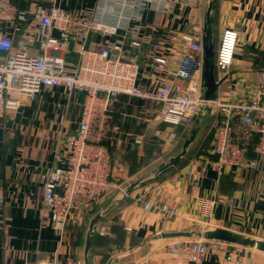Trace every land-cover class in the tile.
<instances>
[{"label": "crops", "instance_id": "obj_1", "mask_svg": "<svg viewBox=\"0 0 264 264\" xmlns=\"http://www.w3.org/2000/svg\"><path fill=\"white\" fill-rule=\"evenodd\" d=\"M12 1L25 10L37 1L79 12L98 0ZM168 1L165 11L146 9L140 29L132 28L135 31L124 43V56L140 65L139 85L151 91H157L163 79L187 84L172 73L186 48L181 34L203 30L209 2ZM212 15L214 59L224 28H235L240 35L233 67L217 94L223 88L237 94L243 83L263 81L264 0H216ZM109 38L117 41L119 36ZM132 39L140 40L141 47L130 48ZM101 40L100 34L91 33L88 47L99 49ZM157 56L168 59L167 71L154 60ZM68 59L76 61L77 57L72 54ZM84 98L64 87L47 88L18 111L0 118V184L6 191L0 205V264L54 257L60 264H84L89 223L100 212L104 215L92 238L90 264H107L111 257L117 258L115 264H186L180 254L167 253V245L174 240L202 239L206 230L223 229L239 238L264 241V159L257 158L253 144L245 163L256 159L257 166L219 168L212 151L217 113H210L202 119L197 140L175 164L159 171L183 151L195 121L164 123L157 117L161 101L124 93L110 104L112 123L119 127L106 140L112 188L101 201L72 216L63 233L54 229L36 166L48 169L63 164L55 158L56 145L74 132L76 125L71 121L79 119ZM62 113L65 124L60 123ZM138 137L143 140L137 142ZM196 195L214 201L210 216L202 215ZM145 203L152 206L145 210ZM163 204L175 207L176 213L162 210ZM205 240L216 245L209 247L203 264H264L263 251L238 240ZM228 250L239 255L238 261L226 260Z\"/></svg>", "mask_w": 264, "mask_h": 264}, {"label": "built area", "instance_id": "obj_2", "mask_svg": "<svg viewBox=\"0 0 264 264\" xmlns=\"http://www.w3.org/2000/svg\"><path fill=\"white\" fill-rule=\"evenodd\" d=\"M185 1L192 5L197 0ZM168 2L98 0L89 9L73 12L37 1L25 10L12 0H0V118L18 111L47 88L64 87L69 93L85 95L79 119L71 121L76 125L74 132L60 138L56 145L55 158L63 164L48 169L36 166L51 225L61 233L72 216L101 201L112 188L111 154L106 140L119 129L112 123L110 112L114 98L124 93L161 101L157 117L169 124L190 123L205 103L203 30L181 34L186 48L172 73L173 77L186 80L184 86L163 79L157 91L143 88L138 82L139 63L124 56L125 39L135 31L132 28L140 29L145 10L165 11ZM94 32L103 39L99 49L89 48L87 44ZM112 35L119 36L118 40L111 41ZM239 36L238 30L231 27L224 28L220 34L214 59L216 79L222 80L220 86L226 82L235 61ZM140 47V40H130V48ZM72 54L76 61L68 59ZM154 60L167 71L169 64L165 56ZM240 87L237 94L229 88L222 89L220 94L216 92L211 102V113H217L212 151L219 168L257 166L256 159L245 163L252 144L257 158L264 159V80L254 85L243 83ZM66 120L62 113L60 123L65 124ZM142 140V137L136 139ZM5 199L6 191L0 184V205ZM196 199L202 215L210 216L214 201L200 195ZM151 206L145 203L143 208L147 210ZM161 209L176 213V208L168 204H163ZM215 245L204 238L174 240L166 251L180 254L186 264H203L209 247ZM225 258L238 261L239 255L234 256L228 250ZM24 264L60 263L54 257Z\"/></svg>", "mask_w": 264, "mask_h": 264}, {"label": "water", "instance_id": "obj_3", "mask_svg": "<svg viewBox=\"0 0 264 264\" xmlns=\"http://www.w3.org/2000/svg\"><path fill=\"white\" fill-rule=\"evenodd\" d=\"M216 0H209L208 6L205 13V20H204V28H203V49H204V56H203V72H202V79L204 81V100L205 103L202 104L200 108L199 115L194 117L195 125L190 131L189 138L185 141L183 146V151L177 155L176 157L172 158L169 162L164 164L160 167L159 171H163L169 166L175 164L180 157L186 152L187 147L194 141L197 140L200 131L203 128L202 119L212 112L211 102L216 98V92L218 87L220 86L222 80H217L214 71V44L212 42V24H213V15L212 12L215 8ZM132 188V187H131ZM130 190V189H129ZM104 213H97L93 219H91L89 223V228L86 235L85 246H84V264H90L89 261V250L92 243V238L96 229V225L98 221L103 217ZM203 237L205 239H227V240H238L243 245H249L255 247L264 252V241L261 239H253V238H239L237 235L225 231L223 229H215V230H206L203 233ZM117 261L116 257H111L107 264H115Z\"/></svg>", "mask_w": 264, "mask_h": 264}, {"label": "trees", "instance_id": "obj_4", "mask_svg": "<svg viewBox=\"0 0 264 264\" xmlns=\"http://www.w3.org/2000/svg\"><path fill=\"white\" fill-rule=\"evenodd\" d=\"M232 67H233V65H232ZM232 67H231V68H232ZM223 89H225V88H223ZM66 228H67V226H66Z\"/></svg>", "mask_w": 264, "mask_h": 264}]
</instances>
